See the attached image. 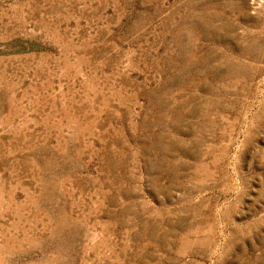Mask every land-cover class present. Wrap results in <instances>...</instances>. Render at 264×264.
Listing matches in <instances>:
<instances>
[{
    "label": "rangeland",
    "instance_id": "1",
    "mask_svg": "<svg viewBox=\"0 0 264 264\" xmlns=\"http://www.w3.org/2000/svg\"><path fill=\"white\" fill-rule=\"evenodd\" d=\"M0 264H264V0H0Z\"/></svg>",
    "mask_w": 264,
    "mask_h": 264
}]
</instances>
